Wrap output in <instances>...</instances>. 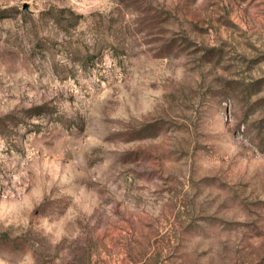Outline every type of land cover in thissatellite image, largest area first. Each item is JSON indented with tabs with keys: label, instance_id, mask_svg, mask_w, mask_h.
Instances as JSON below:
<instances>
[{
	"label": "rangeland",
	"instance_id": "374dc122",
	"mask_svg": "<svg viewBox=\"0 0 264 264\" xmlns=\"http://www.w3.org/2000/svg\"><path fill=\"white\" fill-rule=\"evenodd\" d=\"M0 264H264V0H0Z\"/></svg>",
	"mask_w": 264,
	"mask_h": 264
},
{
	"label": "water",
	"instance_id": "95a60500",
	"mask_svg": "<svg viewBox=\"0 0 264 264\" xmlns=\"http://www.w3.org/2000/svg\"><path fill=\"white\" fill-rule=\"evenodd\" d=\"M23 7H26V5H24Z\"/></svg>",
	"mask_w": 264,
	"mask_h": 264
}]
</instances>
